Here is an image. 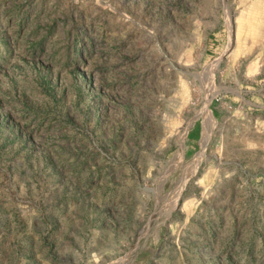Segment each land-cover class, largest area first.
I'll list each match as a JSON object with an SVG mask.
<instances>
[{
    "label": "rangeland",
    "instance_id": "1",
    "mask_svg": "<svg viewBox=\"0 0 264 264\" xmlns=\"http://www.w3.org/2000/svg\"><path fill=\"white\" fill-rule=\"evenodd\" d=\"M0 264H264V0H0Z\"/></svg>",
    "mask_w": 264,
    "mask_h": 264
},
{
    "label": "bare ground",
    "instance_id": "2",
    "mask_svg": "<svg viewBox=\"0 0 264 264\" xmlns=\"http://www.w3.org/2000/svg\"><path fill=\"white\" fill-rule=\"evenodd\" d=\"M205 70H207V69H205ZM210 71H211V70H210ZM210 73H211V72H210ZM208 76H209V75H208ZM204 112H205V114H206L207 116H209V114L207 113V109H206V107H205V111H204ZM209 117H210V116H209ZM209 117H208V118H209ZM209 119H210V118H209ZM207 122H208V121H207ZM206 137H207V136H206Z\"/></svg>",
    "mask_w": 264,
    "mask_h": 264
}]
</instances>
